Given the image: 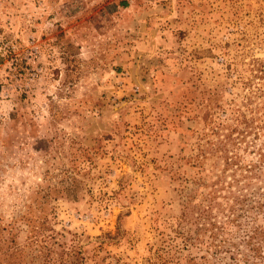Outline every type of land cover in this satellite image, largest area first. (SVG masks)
<instances>
[{"label": "rangeland", "instance_id": "374dc122", "mask_svg": "<svg viewBox=\"0 0 264 264\" xmlns=\"http://www.w3.org/2000/svg\"><path fill=\"white\" fill-rule=\"evenodd\" d=\"M263 70L264 0H0V264L200 255L183 202L264 136Z\"/></svg>", "mask_w": 264, "mask_h": 264}, {"label": "trees", "instance_id": "16d2710c", "mask_svg": "<svg viewBox=\"0 0 264 264\" xmlns=\"http://www.w3.org/2000/svg\"><path fill=\"white\" fill-rule=\"evenodd\" d=\"M241 124L244 128L239 130ZM229 126L222 122L218 127ZM214 129L217 128L213 132ZM234 132L238 133L236 137ZM249 135H253L251 142L246 140ZM208 143H212L210 138ZM249 143L255 156L246 164L240 151ZM215 147L217 150L203 148L201 159L218 152L223 169L215 175L212 184L205 179L207 192L200 201H196L195 192L187 196L175 228L178 244L183 249L198 248L201 254L185 260L178 257L173 264H261L264 261V136L243 114ZM183 222L188 225L186 232L181 228Z\"/></svg>", "mask_w": 264, "mask_h": 264}]
</instances>
